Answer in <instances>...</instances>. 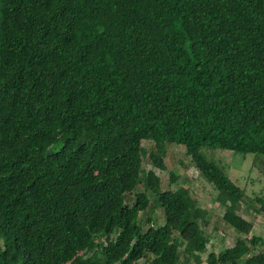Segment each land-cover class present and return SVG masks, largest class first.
<instances>
[{
	"label": "trees",
	"instance_id": "obj_1",
	"mask_svg": "<svg viewBox=\"0 0 264 264\" xmlns=\"http://www.w3.org/2000/svg\"><path fill=\"white\" fill-rule=\"evenodd\" d=\"M165 144L234 232L203 263L264 264L203 152L264 155V0H0V264L200 263L207 211L142 168Z\"/></svg>",
	"mask_w": 264,
	"mask_h": 264
},
{
	"label": "rangeland",
	"instance_id": "obj_2",
	"mask_svg": "<svg viewBox=\"0 0 264 264\" xmlns=\"http://www.w3.org/2000/svg\"><path fill=\"white\" fill-rule=\"evenodd\" d=\"M142 147L148 152L153 148L149 140L141 141ZM205 156L225 166L226 173L232 181L241 187L245 193V200L240 204L239 213L252 223L250 234L264 236V213L253 212V196L264 198V155L233 154L219 148L203 150ZM163 169L152 166L146 157L142 158V168L152 170L159 178L161 189L174 190L178 186L188 189L198 206L207 211L208 224L202 230L208 237L205 251L200 253L201 262L210 251L217 252L221 248L230 247L234 243V232L221 221L222 209L214 201L215 190L205 181L191 165L188 157L184 156L183 147L175 144H165L162 156ZM175 175L174 182L169 180V172ZM138 189V188H137ZM147 215L154 218V224L162 223V214L158 208ZM141 264V261L138 262ZM191 264V263H190Z\"/></svg>",
	"mask_w": 264,
	"mask_h": 264
}]
</instances>
